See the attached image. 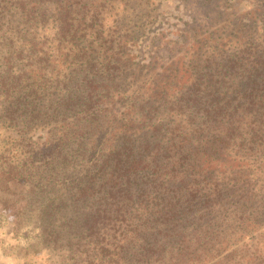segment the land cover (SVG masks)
<instances>
[{
  "label": "trees",
  "instance_id": "1",
  "mask_svg": "<svg viewBox=\"0 0 264 264\" xmlns=\"http://www.w3.org/2000/svg\"><path fill=\"white\" fill-rule=\"evenodd\" d=\"M13 6L23 19L0 15V124L26 150L0 184L39 195L45 236L78 254L68 262L264 264V12L226 49L197 34L143 75L62 0ZM49 9L55 31L30 30Z\"/></svg>",
  "mask_w": 264,
  "mask_h": 264
},
{
  "label": "rangeland",
  "instance_id": "2",
  "mask_svg": "<svg viewBox=\"0 0 264 264\" xmlns=\"http://www.w3.org/2000/svg\"><path fill=\"white\" fill-rule=\"evenodd\" d=\"M17 1L8 0L9 5L12 3L10 10L0 15L7 16L5 19L12 15L14 21L23 19V12L13 6ZM72 1L83 6L80 11L70 13L68 7ZM62 4L65 18L82 19L85 32H95L98 41L112 35L113 51L120 58L121 68L126 72L140 68L143 75L153 62L160 59L166 62L177 50L186 49L197 34L199 37L212 34L210 36L226 49L224 42H233V35L242 24L259 19V13L264 12L263 0H62ZM257 9L262 11L257 13ZM44 17H47L44 25L30 30L53 33L55 22L52 19L56 14L49 9ZM260 23L258 21L257 25ZM17 28L29 30L20 25ZM9 132V128L0 124V167L16 163L26 150L18 138L8 136ZM38 134L39 131H35L33 137ZM60 187L57 183L54 189ZM19 189L0 184V264H70L68 259L77 258L78 254L68 252L65 237L55 241L45 236L41 228L39 195L25 199L24 193L20 197ZM43 189L48 191L46 195L53 193L50 186Z\"/></svg>",
  "mask_w": 264,
  "mask_h": 264
}]
</instances>
